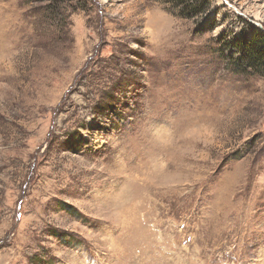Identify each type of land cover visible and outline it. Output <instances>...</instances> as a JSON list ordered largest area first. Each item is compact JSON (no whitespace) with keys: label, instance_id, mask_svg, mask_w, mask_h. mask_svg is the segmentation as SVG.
I'll list each match as a JSON object with an SVG mask.
<instances>
[{"label":"rangeland","instance_id":"374dc122","mask_svg":"<svg viewBox=\"0 0 264 264\" xmlns=\"http://www.w3.org/2000/svg\"><path fill=\"white\" fill-rule=\"evenodd\" d=\"M264 0H0V264H264Z\"/></svg>","mask_w":264,"mask_h":264},{"label":"trees","instance_id":"16d2710c","mask_svg":"<svg viewBox=\"0 0 264 264\" xmlns=\"http://www.w3.org/2000/svg\"><path fill=\"white\" fill-rule=\"evenodd\" d=\"M248 44V55L246 56L248 57L247 60L249 63L257 61L258 58L261 59L258 61H264V33L258 32L253 36L251 35Z\"/></svg>","mask_w":264,"mask_h":264}]
</instances>
